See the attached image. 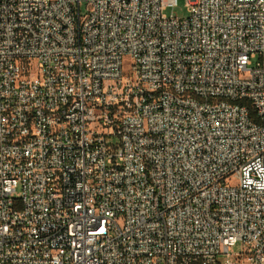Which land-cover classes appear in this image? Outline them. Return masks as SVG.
<instances>
[{
	"label": "built area",
	"instance_id": "built-area-1",
	"mask_svg": "<svg viewBox=\"0 0 264 264\" xmlns=\"http://www.w3.org/2000/svg\"><path fill=\"white\" fill-rule=\"evenodd\" d=\"M187 4L0 0V264H264V0Z\"/></svg>",
	"mask_w": 264,
	"mask_h": 264
},
{
	"label": "rangeland",
	"instance_id": "rangeland-1",
	"mask_svg": "<svg viewBox=\"0 0 264 264\" xmlns=\"http://www.w3.org/2000/svg\"><path fill=\"white\" fill-rule=\"evenodd\" d=\"M172 11L176 12L181 17L187 16L189 14L187 0H178V5L175 8H173V9H169L168 13H171ZM112 140L114 142H118L119 141V137L118 136H113ZM240 251H242L241 242H239L235 247H233L232 256H235ZM226 257H227L226 253L221 254V255H219V260L223 261Z\"/></svg>",
	"mask_w": 264,
	"mask_h": 264
}]
</instances>
